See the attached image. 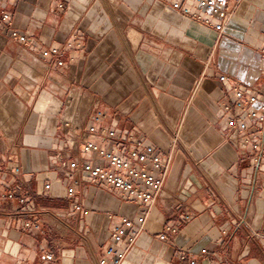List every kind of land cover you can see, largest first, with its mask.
Here are the masks:
<instances>
[{"label": "crops", "instance_id": "obj_1", "mask_svg": "<svg viewBox=\"0 0 264 264\" xmlns=\"http://www.w3.org/2000/svg\"><path fill=\"white\" fill-rule=\"evenodd\" d=\"M4 1L0 106L10 98L20 115L2 111L0 191L18 167L38 212L24 217L43 223L20 228L23 215L9 214L15 202L0 200V264H97L115 224L144 207L79 176L76 198L89 213L73 211L65 178L51 165L69 145L63 115L71 92L90 102L89 113L105 111L117 138L171 157L135 244H120L127 249L121 264H186L180 250L198 264H264L263 168L258 180L250 176L252 164L239 159L227 132L233 114L221 107L233 83L264 81V0H242L221 34L150 0ZM53 48L58 54L41 56ZM169 225L177 232L159 238Z\"/></svg>", "mask_w": 264, "mask_h": 264}, {"label": "built area", "instance_id": "obj_2", "mask_svg": "<svg viewBox=\"0 0 264 264\" xmlns=\"http://www.w3.org/2000/svg\"><path fill=\"white\" fill-rule=\"evenodd\" d=\"M160 2L170 10H174L182 16L212 28L221 34L228 19L235 13L242 0H150ZM5 1L0 0V18L7 21L9 15L6 12ZM17 36L20 43L26 41L25 36ZM260 53L264 58V47ZM59 50H44L41 56L58 54ZM58 65H62L59 60ZM221 82L227 81L226 76L218 77ZM231 99L222 103L221 107L225 113H232L226 119L227 132L236 138L233 143L238 150L239 159H249L252 164L251 177L257 179L261 171L259 188L264 190V81L247 86L232 84ZM80 95L83 99L80 105L70 109L69 115L65 112L72 104L74 96ZM68 105L64 110L63 120L70 131L68 138L69 145L65 146L61 154L58 155V162L51 165L65 178L66 195L72 201L74 212L88 214L89 211L77 200V178L85 176L93 183L107 185L122 195L132 200L142 202L144 207L141 214L132 220L123 216L115 224L110 239L111 242L103 251L97 264H121L126 256V250L120 248L121 242L127 239V248L132 247L141 229L144 226L149 207L156 201L163 188L164 178L169 168L171 160L170 154H157L151 144H143L135 141L134 145H129L125 139L115 136V130L111 126L105 125L103 119L105 111L89 113V104L86 98L75 92L68 94ZM85 113L84 117L83 114ZM89 113V114H88ZM85 120L89 123L85 124ZM132 141V136L127 137ZM8 171L14 179L0 191L1 201L15 202L11 205L10 217L21 216L20 228L24 230H35L41 228V219L31 221L24 216H35L38 212L31 206L27 193L19 179L20 171L16 166ZM256 180V181H257ZM50 184L45 185L48 190ZM192 213H184L183 219L189 221ZM135 225L138 227L135 229ZM54 227L49 226L48 232H52ZM177 232L176 226H166L163 234L159 238L164 239L168 233L174 235ZM208 251L202 249L201 255L206 256ZM178 257L186 264H198L195 256H190L186 251L180 250ZM54 256L47 253L45 260H53Z\"/></svg>", "mask_w": 264, "mask_h": 264}, {"label": "bare ground", "instance_id": "obj_3", "mask_svg": "<svg viewBox=\"0 0 264 264\" xmlns=\"http://www.w3.org/2000/svg\"><path fill=\"white\" fill-rule=\"evenodd\" d=\"M5 99H7V98H5ZM82 100L83 99L81 98L80 95L74 96V100H73L72 104H70L67 107V109H66L65 112L69 115L70 109L71 108H74L77 105H80V102ZM19 106H20L19 103H15L14 101L12 102V100H10V98L7 99V101H5L3 103V105L0 106V122H1V124H2V126H3L4 129L7 127V120H6V116L4 114H2V111L3 110L12 111V113L15 114V116L18 117V115H20V112L18 110L19 109ZM17 110H18V113H17Z\"/></svg>", "mask_w": 264, "mask_h": 264}]
</instances>
